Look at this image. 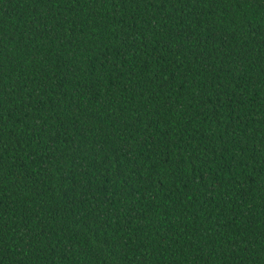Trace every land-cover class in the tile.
I'll return each mask as SVG.
<instances>
[{"label":"trees","instance_id":"trees-1","mask_svg":"<svg viewBox=\"0 0 264 264\" xmlns=\"http://www.w3.org/2000/svg\"><path fill=\"white\" fill-rule=\"evenodd\" d=\"M0 264H264V0H0Z\"/></svg>","mask_w":264,"mask_h":264}]
</instances>
